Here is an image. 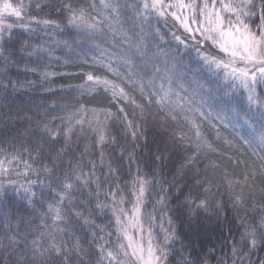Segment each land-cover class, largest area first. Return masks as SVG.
Instances as JSON below:
<instances>
[{
    "label": "trees",
    "instance_id": "trees-1",
    "mask_svg": "<svg viewBox=\"0 0 264 264\" xmlns=\"http://www.w3.org/2000/svg\"><path fill=\"white\" fill-rule=\"evenodd\" d=\"M10 2L26 7L22 20L7 19L13 29L0 40V161H10L3 165L7 171L0 172V264H64L54 252L43 260L35 255L37 250L28 251L31 238L42 237L55 217L56 207L65 212L64 221L56 225L74 221V242L66 247L78 241L83 250L79 256L73 250L70 264H100L98 247L105 241H94L92 232L98 229L85 225L75 212L104 226L103 235L110 241L107 246L115 244L116 226L105 193L110 191L108 185L119 184L132 201L125 185L137 174L153 181L145 194L144 212L148 222L154 217L155 238L167 253L161 264H262L264 145L259 134L264 103L249 108L243 91H233L214 75L196 51L205 52V47L172 16L152 11L147 22L138 18L140 0H110L118 6L115 12L105 9L101 0ZM72 11L77 15L83 11L86 19L103 23L95 31L74 27L68 23ZM45 20L54 23L46 25ZM141 42L144 55L134 57L135 72L145 83L155 77L159 84L161 78L171 76L174 92L197 103L203 98V110L213 113L210 121H203L201 132L214 150L201 147L194 165L186 161L196 151L195 145L174 136L181 130L179 123L167 119L154 101L148 102V93L154 89L145 88L141 95L138 87L126 85L136 104L113 98L102 85L94 91L86 89L88 75L121 83L107 65L127 75L130 68L122 57L135 52ZM257 94L264 102V85H258ZM138 104L143 105V114ZM94 110L102 111L98 120H85L84 115ZM222 110L224 122L216 118ZM129 121L139 126L141 134L135 140L127 127ZM101 134L105 137L102 145ZM108 162L116 169L115 175L105 176ZM92 164L102 182L100 201L109 208L101 213L95 207L97 200L88 195L95 184L75 185L61 204L57 193L62 174L73 169L88 172ZM44 166L51 171H43ZM30 181L35 182L31 203L23 191ZM200 201H205L203 207L197 206ZM129 206L127 202L122 205ZM253 229L255 247L252 237L244 235ZM109 232L111 237H107ZM165 235L171 237L167 244Z\"/></svg>",
    "mask_w": 264,
    "mask_h": 264
},
{
    "label": "snow or ice",
    "instance_id": "snow-or-ice-1",
    "mask_svg": "<svg viewBox=\"0 0 264 264\" xmlns=\"http://www.w3.org/2000/svg\"><path fill=\"white\" fill-rule=\"evenodd\" d=\"M101 4L105 9H111L113 12L117 11L118 6L113 5L110 0H101ZM25 7L23 3L14 6L10 0H2V3H0V40L4 39V33H10L13 29V24L7 23V19L15 17L17 20H22V12ZM165 7L176 10L172 11L171 15L186 32L192 33L195 31L199 33L202 41H210L212 46L217 48L219 53H222V55L217 56L202 52L199 48L196 49L204 64L214 75L233 91L246 93L249 108L253 105L260 106L264 103L257 94V86L264 85V0H211V2L209 0H189L187 3H185V0H175V2L167 5L164 4V0H140L136 16L142 18L143 22H147L148 16L152 11L164 16L165 13L162 9ZM184 9H187L190 15L177 14L178 11ZM43 23L47 25L54 22L45 20ZM68 23L77 28L85 27L95 31L98 30V25L103 23V21L92 17L86 19L83 11L79 15L72 11ZM190 24L197 25V27L193 29ZM20 26L23 27L24 25L21 24ZM56 26L59 27V25ZM141 31H143V28H141ZM158 34L159 32L157 31ZM175 39L183 43L179 36H176ZM142 46V42L137 44L135 52L130 51L129 54L122 57L124 65L130 68V72L127 75L113 68L110 63L107 65L108 70L113 72L121 83L93 77L92 75H88L87 81L92 82L93 85H102L106 90H110L113 98L118 97L133 104H136V101L129 96L126 91V85L130 84L138 87L141 95H145V88L154 89L148 93V102L152 103L154 101L159 105V110L165 114L167 119L179 123L181 130L174 133V136L180 142H188L195 145L196 151L186 161V165H194L201 147L211 149V145L201 132V127L203 121H210L213 113L203 110V106L206 103L203 98L197 103L194 98L185 100L179 95V92H174L171 76L161 78V83L159 84L156 83L155 77L150 78L145 83L143 76L135 72L134 60L135 56L142 57L144 55L141 51ZM0 55H3V53L0 52ZM158 71L159 69H157ZM133 75H136L138 79L133 80ZM180 87L182 89L183 86L181 85ZM173 96H175V99H173ZM137 107L141 109L143 114V105L138 104ZM120 111L123 112V109H120ZM216 118L220 119L221 122L225 121L223 110L220 113H216ZM228 122L230 123L231 121ZM127 127L131 130L130 134L133 140L141 134L139 126L134 122L129 121ZM185 128L187 131H183ZM70 131L71 128L68 129V132ZM65 135H67V132ZM259 139L260 143L264 145V126L260 130ZM104 141L105 137L101 134L99 143L102 145ZM112 142L115 143L114 137ZM244 143L251 144V141L245 140ZM37 156H39V153H37ZM132 159V154H129V161L131 162ZM5 163H10V161H0V172L7 171L3 168ZM24 163L27 168L31 169V164H28L27 161ZM103 167V153H101V168ZM107 167L109 171L105 176L116 174V169L112 167L111 162H108ZM43 171L50 172L51 169L44 166ZM95 171L96 166L92 164L88 172L82 170L77 172L73 169L70 173H63L64 180L60 185L61 192L57 193L60 203L63 204L64 200L70 197L75 185L79 184L84 188H88L90 185L95 184V188L91 189L88 195L95 197L97 200L95 207L101 213H103L104 209L109 208L108 203L100 201L102 182L100 177L95 176ZM33 183L35 182L30 181L29 187L23 189L29 203H31L32 197L35 196L31 189V184ZM152 183L153 181L137 174L130 185L126 184L125 188L129 189L128 195L134 197V201L127 200L124 190L119 184L115 186L108 185L110 191L105 193V199L111 201L112 218L115 222L117 236V242L110 247L107 246L110 241L103 235L104 226L96 225L95 221L86 218L83 212H75L77 219L83 220L85 225L98 229V231L92 232L94 241H105L104 244H100L98 247L100 264L105 261L107 264H129V261L132 264H161V261L166 258L165 248L156 242L151 226L148 228L144 227L142 219L144 197L148 186ZM2 189L3 185L0 184V190ZM236 199L239 201L240 197ZM126 202L131 203L130 210L122 207ZM204 205L205 201H200L197 206L203 207ZM52 210V206H50L49 211ZM54 219L56 221L64 219L60 207L55 208ZM153 219L154 217L149 218V224H151ZM260 227L264 228V220L260 222ZM59 231L63 233L67 232V229L60 228ZM112 235L113 233L109 232L107 237ZM244 235L252 237L251 245L255 247L257 244L255 229L251 232H246ZM145 236L147 237L146 239ZM55 239V236H53V242L47 251L54 252L55 257L62 259L64 264H70L73 250L78 256L83 251L78 241L71 248H67L66 240H62L61 244L58 245L55 243ZM69 239H71L70 236ZM170 239L169 235H165V244L169 243ZM233 256H236L235 248H233Z\"/></svg>",
    "mask_w": 264,
    "mask_h": 264
},
{
    "label": "rangeland",
    "instance_id": "rangeland-1",
    "mask_svg": "<svg viewBox=\"0 0 264 264\" xmlns=\"http://www.w3.org/2000/svg\"><path fill=\"white\" fill-rule=\"evenodd\" d=\"M171 2H175V0H164V4L167 5L168 3ZM188 1L185 0V3H187ZM0 3H2V0H0ZM162 11H164L165 15L164 17L166 18L168 15H171L172 11H176L175 9H168L167 7L163 8ZM157 13V12H156ZM178 15H183V16H188L190 15V13L188 12L187 9L181 10L177 12ZM174 19V18H173ZM175 20V19H174ZM177 21V20H176ZM8 23V21H7ZM177 23L181 26V24L177 21ZM190 26L195 29L197 27V25H191ZM191 36L194 40L200 42L204 47H205V53L211 54V55H222V53L218 52V49L213 47L210 41H202V37L200 36L199 33L193 31L191 33ZM88 86L86 87V89L90 92V91H94L96 85H93L92 82H90L89 84H87ZM258 87V86H257ZM246 96V93H244ZM100 112L102 111H96L94 110L92 113H86L84 115V119L85 120H89L91 122V117H93V121H97L100 115ZM92 123V122H91ZM21 177H25L26 174H24L23 172H19L18 173ZM134 201V199L132 200ZM144 203H145V197H144V201H143V207H142V219H143V223H144V227L148 228L149 226H151V228L153 229V236L155 237V233H154V228L152 227L151 224H149L148 220H147V215L144 212ZM131 203L130 206L127 207V209H131ZM62 216L65 217V212L64 210H62ZM64 221V220H62ZM56 221L54 218L51 220L49 226L47 227L46 231L44 232V234L39 235L36 234L35 236H33L31 238L29 247H28V251L31 252L32 254L35 252V250H37V252L35 253V255L40 256L41 259L43 260H47L48 255L51 253L50 251H47V249L50 248V244L53 242L52 241V237L55 236V243L56 244H61L62 240H66L67 243L72 244L74 241L72 240L73 237V233H74V229H75V225H74V221H69L67 223H61L59 224H55ZM60 228H65L67 229V232H60L59 229ZM69 236L71 237V239H69ZM147 237L145 236V239ZM156 240V238H155ZM35 242V243H34ZM156 242H158L156 240ZM42 253V254H41ZM129 264H132L131 261H129Z\"/></svg>",
    "mask_w": 264,
    "mask_h": 264
}]
</instances>
